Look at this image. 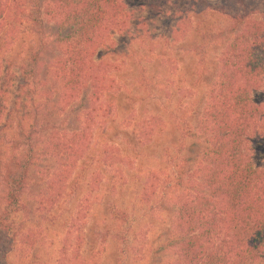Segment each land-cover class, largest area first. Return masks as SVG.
Returning a JSON list of instances; mask_svg holds the SVG:
<instances>
[{"label":"trees","instance_id":"trees-1","mask_svg":"<svg viewBox=\"0 0 264 264\" xmlns=\"http://www.w3.org/2000/svg\"><path fill=\"white\" fill-rule=\"evenodd\" d=\"M256 13L249 6L227 12L229 22L218 33L225 42L212 80L201 110L193 113L195 124L182 134L184 153L175 181L181 189L172 199L168 239L165 247L151 252L149 264L160 262L163 249L173 264H264V169L253 165L250 152L253 140L264 136V105L255 100V94L264 90V10L262 17ZM131 19L128 0H0V56H9L0 62V119L12 86L8 64L16 59L15 44L22 38L26 46L17 57V68L23 80L32 81L48 52L49 79L40 82L45 99L56 97L63 111L78 100H88L77 129L53 132L41 141L40 152L54 166L40 177L44 186L37 193L39 211L59 204L91 150L95 128L107 123L112 108L104 106L105 96L116 81L112 64L96 56L114 34L129 28ZM47 25L59 30L52 46L46 40ZM161 123L155 116L140 120L135 138L141 144L149 142ZM38 141L31 131L20 128L10 141L12 152L0 157V232L10 250L18 247L20 258H34L43 239L40 230H23L15 221L29 211L24 192ZM99 146L90 156L97 170L89 184L95 189L99 167L118 169L115 165L125 162L115 143L103 141ZM88 163L80 166L78 178L89 169ZM146 178L141 198L148 202L155 185L150 174ZM89 199H83L75 218L85 217ZM107 209L120 227L128 222L127 210L115 204ZM75 223H70L63 239L61 264H87L80 250L71 249L73 238L83 241V231Z\"/></svg>","mask_w":264,"mask_h":264},{"label":"rangeland","instance_id":"rangeland-1","mask_svg":"<svg viewBox=\"0 0 264 264\" xmlns=\"http://www.w3.org/2000/svg\"><path fill=\"white\" fill-rule=\"evenodd\" d=\"M246 6L257 11L256 17L263 16L264 0H128L132 13L129 28L114 34L96 56L113 66L111 76L116 83L104 103L112 112L104 126L95 128L91 150L51 211H39L36 204L37 193L44 186L43 175L54 166L40 152L41 141L53 132L77 129L88 100H78L64 111L56 97L46 100L40 82L48 78L51 53L43 55L32 81L23 80L17 57L26 45L23 38L15 44L16 59L8 64L12 86L0 119V157L12 152L10 141L20 128L39 140L24 192L29 211L18 214L15 221L23 230H40L43 239L34 258H20L18 247L10 250L0 232V264H61L63 239L72 221L83 231V241L73 238L71 249L80 250L87 264H149L151 252L165 247L168 239L172 199L181 189L175 181L184 153L182 134L195 124L193 113L201 110L212 80L214 63L225 42L218 33L229 22L227 12ZM46 29V40L52 46L59 30L52 25ZM7 57L0 56V62L4 64ZM255 100L264 105V90L255 94ZM152 116L161 118L162 123L153 138L141 144L135 138L136 124ZM103 141L119 146L125 162L115 165L117 170L99 167L95 189L89 184L97 170L90 156ZM250 152L253 165L264 169V136L253 140ZM86 162L89 169L78 178L80 166ZM147 174L155 185L148 202L141 198ZM2 193L0 177V202ZM86 197L90 198V210L79 220L76 212ZM110 204L129 213L122 227L111 219ZM161 256L158 264H173L166 249Z\"/></svg>","mask_w":264,"mask_h":264}]
</instances>
